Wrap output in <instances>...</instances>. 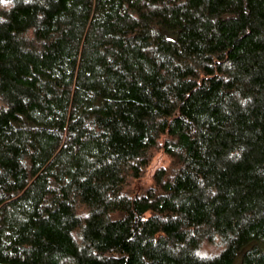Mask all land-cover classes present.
<instances>
[{
    "label": "trees",
    "instance_id": "1",
    "mask_svg": "<svg viewBox=\"0 0 264 264\" xmlns=\"http://www.w3.org/2000/svg\"><path fill=\"white\" fill-rule=\"evenodd\" d=\"M0 264H264V0L0 4Z\"/></svg>",
    "mask_w": 264,
    "mask_h": 264
},
{
    "label": "rangeland",
    "instance_id": "2",
    "mask_svg": "<svg viewBox=\"0 0 264 264\" xmlns=\"http://www.w3.org/2000/svg\"><path fill=\"white\" fill-rule=\"evenodd\" d=\"M171 165V159L167 154L161 149L157 148L153 151L151 156V161L149 166L146 169L144 177L140 181H133L130 185V188L133 190H140L150 186L153 183L154 173L160 168H167ZM209 252H214L215 247L205 248Z\"/></svg>",
    "mask_w": 264,
    "mask_h": 264
},
{
    "label": "clouds",
    "instance_id": "3",
    "mask_svg": "<svg viewBox=\"0 0 264 264\" xmlns=\"http://www.w3.org/2000/svg\"><path fill=\"white\" fill-rule=\"evenodd\" d=\"M11 3H12V0H0V4H11Z\"/></svg>",
    "mask_w": 264,
    "mask_h": 264
}]
</instances>
